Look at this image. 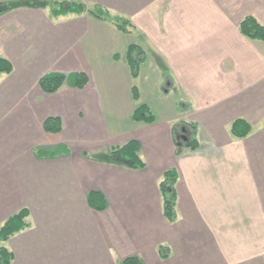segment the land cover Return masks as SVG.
<instances>
[{
  "label": "crops",
  "instance_id": "1",
  "mask_svg": "<svg viewBox=\"0 0 264 264\" xmlns=\"http://www.w3.org/2000/svg\"><path fill=\"white\" fill-rule=\"evenodd\" d=\"M12 1L0 12V55L12 64L0 72V224L26 207L29 225L4 242L11 264L133 254L143 264H264V40L239 30L249 14L264 25V0H48L104 6L132 21L129 32L85 11L54 15L47 0ZM129 44L144 54L136 77ZM52 71L87 82L44 91ZM133 84L153 122L132 118ZM48 116L59 131L44 130ZM239 117L250 124L243 137L230 130ZM180 123L195 148L176 143ZM133 138L141 168L108 154ZM168 168L173 222L158 188ZM93 190L100 210L88 204Z\"/></svg>",
  "mask_w": 264,
  "mask_h": 264
},
{
  "label": "trees",
  "instance_id": "2",
  "mask_svg": "<svg viewBox=\"0 0 264 264\" xmlns=\"http://www.w3.org/2000/svg\"><path fill=\"white\" fill-rule=\"evenodd\" d=\"M10 3L8 1H0V12L17 5L16 2ZM45 4H50L51 11L54 15L64 14L67 12L80 13L85 11L93 17L112 21L118 29L125 32H129L134 26L128 17L111 14L108 8L98 4L86 5L80 1L54 2L48 0L45 1ZM239 30L242 34L249 38L264 40V25L260 23L253 15L249 14L242 18L239 23ZM114 58H117V55H114ZM143 58L144 54L141 47L135 44H129L127 46L125 60L131 69L133 77H136L138 74ZM11 69L12 64L10 60L0 55V72L7 73L10 72ZM86 82V74L81 71L69 74L53 71L46 72L39 79L40 86L44 91L47 92L57 89L64 83L76 87H82ZM131 90L133 98L138 101L139 94L137 86L133 84ZM132 118L135 121L150 123L155 120V115L147 103L138 101L133 110ZM182 126L184 127V130H182ZM43 128L49 132H56L61 129V122L56 116H48L43 121ZM188 128L189 125L187 123H180L178 128L179 131L175 134V140L176 143L193 149L197 146L196 139L192 136H189ZM230 130L234 136L243 137L249 132L250 124L245 119L239 117L232 121ZM182 134L186 136L185 141H183L181 138ZM178 152L179 149L176 148V153ZM108 154L113 158H119V160L123 161L124 164L130 168H141L145 164L139 155V143L135 138L121 144L112 145L109 148ZM176 178L177 173L175 169L168 168L163 172L161 178L158 181V188L162 199V214L168 222L175 221L177 217L176 195L174 188ZM87 199L88 204L95 209L100 210L105 206L104 197L97 190L90 191L88 193ZM27 216V208L22 207L6 217V219L0 224V264H11L13 253L4 242L12 234L29 225ZM162 251L163 249H160L161 253ZM120 264H143V262L139 256L133 254L123 258Z\"/></svg>",
  "mask_w": 264,
  "mask_h": 264
},
{
  "label": "rangeland",
  "instance_id": "3",
  "mask_svg": "<svg viewBox=\"0 0 264 264\" xmlns=\"http://www.w3.org/2000/svg\"><path fill=\"white\" fill-rule=\"evenodd\" d=\"M6 1H8L9 3H10V2H11V3H14V1H12V0H6ZM11 3H10V4H11ZM165 84H166V83H162L161 85L164 86ZM116 159H119V158H116Z\"/></svg>",
  "mask_w": 264,
  "mask_h": 264
}]
</instances>
